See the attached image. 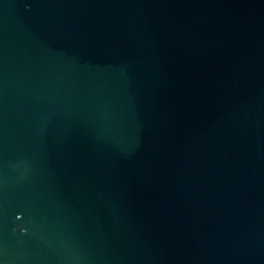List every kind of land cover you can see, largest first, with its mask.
<instances>
[{"label": "water", "instance_id": "obj_1", "mask_svg": "<svg viewBox=\"0 0 264 264\" xmlns=\"http://www.w3.org/2000/svg\"><path fill=\"white\" fill-rule=\"evenodd\" d=\"M0 264H264V0H0Z\"/></svg>", "mask_w": 264, "mask_h": 264}]
</instances>
